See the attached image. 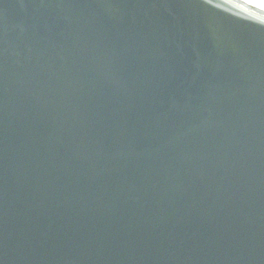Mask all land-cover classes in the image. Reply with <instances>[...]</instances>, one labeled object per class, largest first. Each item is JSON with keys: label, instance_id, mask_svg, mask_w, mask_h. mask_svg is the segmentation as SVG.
I'll return each instance as SVG.
<instances>
[{"label": "water", "instance_id": "water-1", "mask_svg": "<svg viewBox=\"0 0 264 264\" xmlns=\"http://www.w3.org/2000/svg\"><path fill=\"white\" fill-rule=\"evenodd\" d=\"M0 264H264V9L0 0Z\"/></svg>", "mask_w": 264, "mask_h": 264}, {"label": "snow or ice", "instance_id": "snow-or-ice-1", "mask_svg": "<svg viewBox=\"0 0 264 264\" xmlns=\"http://www.w3.org/2000/svg\"><path fill=\"white\" fill-rule=\"evenodd\" d=\"M250 3H255L258 7L264 9V0H249Z\"/></svg>", "mask_w": 264, "mask_h": 264}]
</instances>
